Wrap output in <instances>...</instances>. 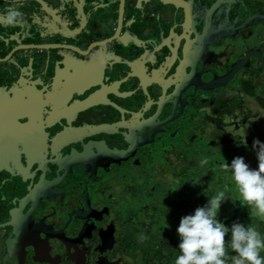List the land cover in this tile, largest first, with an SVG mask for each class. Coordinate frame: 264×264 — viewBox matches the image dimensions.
Returning a JSON list of instances; mask_svg holds the SVG:
<instances>
[{
	"label": "flooded vegetation",
	"instance_id": "flooded-vegetation-1",
	"mask_svg": "<svg viewBox=\"0 0 264 264\" xmlns=\"http://www.w3.org/2000/svg\"><path fill=\"white\" fill-rule=\"evenodd\" d=\"M13 6L43 11L0 24V264H174L181 217L218 192L200 161L232 148L258 165L264 0Z\"/></svg>",
	"mask_w": 264,
	"mask_h": 264
},
{
	"label": "clouds",
	"instance_id": "clouds-1",
	"mask_svg": "<svg viewBox=\"0 0 264 264\" xmlns=\"http://www.w3.org/2000/svg\"><path fill=\"white\" fill-rule=\"evenodd\" d=\"M4 20L8 25L25 23L23 13L15 6L7 9ZM258 168H250L244 157L237 156L231 164L221 165L231 171V178L243 205L254 207L264 216V142L253 141ZM207 164V158L200 161ZM227 187L210 197L207 204L197 207L194 214L181 217L177 233L180 237L179 255L174 264H264V236L254 226L234 222L229 229L217 216L222 202L227 200ZM231 232L230 241L226 240ZM143 234L139 239H146ZM229 249L235 253L230 255Z\"/></svg>",
	"mask_w": 264,
	"mask_h": 264
},
{
	"label": "water",
	"instance_id": "water-1",
	"mask_svg": "<svg viewBox=\"0 0 264 264\" xmlns=\"http://www.w3.org/2000/svg\"><path fill=\"white\" fill-rule=\"evenodd\" d=\"M30 1H32V0H30ZM40 2H41V0H40ZM35 10H38V9L31 7L29 9H27L26 11L21 12V13H23V17L24 18L30 19V23L32 25H35V21H32L33 18H34V16H35V13L36 14H39L40 13L42 15V11H43V10H38V11H35ZM4 15H6V14L3 12V9L0 8V24L7 25L6 21L4 20ZM0 37L5 38L4 36H0ZM9 38H18V37L12 35ZM221 76L222 75H220L218 77L219 78L218 80H222L221 81L222 84H225V83H227V82L230 81V75H228V73L226 74L225 77H221ZM228 115H230V114H227V116H225L224 118L218 117L216 119V124L218 125V122H222V125H219L217 127L218 130H220V131H226V132H221V133L230 135L229 134L230 133V117ZM227 132H229V133H227ZM228 139H230V138H228ZM233 141H236V140H233ZM233 141H230V143L233 142ZM223 143L224 142H218L219 148L222 147ZM210 156L211 157L209 158L210 159L209 160V163H207V164H216L218 166L217 170L219 172V175H217V179L220 180L219 181L220 183L216 186L217 189H220L221 187H223V184H226L227 182L229 183L230 179H232L231 178V171H227V172L224 171L222 169L221 165L224 164V163H228L230 165L233 158H235L237 156H242V157H244L245 162L249 165L250 168H253V169L258 168V165H254L253 162H251V160H249L250 159L249 153L246 152L245 150H243L241 152H238V151H234L232 148H230V152H227V153L219 152V153H217V157H216V155H210ZM204 171L211 172L212 169L211 168H207L206 165H205ZM37 252H38V254L43 253L42 250H38ZM74 258H75V262L77 264H86V262H87V260L85 262V259L78 258L77 256H74ZM95 264H113V263L109 261L108 257H104V258L101 259V261H96Z\"/></svg>",
	"mask_w": 264,
	"mask_h": 264
},
{
	"label": "trees",
	"instance_id": "trees-1",
	"mask_svg": "<svg viewBox=\"0 0 264 264\" xmlns=\"http://www.w3.org/2000/svg\"><path fill=\"white\" fill-rule=\"evenodd\" d=\"M195 187H197V186L191 187V191L189 192L188 196H190V195L192 196V189H194ZM218 191H219V189H218ZM196 193H197V189H196ZM194 195H195V193H194ZM229 201H230V199H229ZM205 204H207V202H205L204 205ZM228 206L225 202H222L221 208H220V210L218 212V216H217V218L221 222H223L226 227H228L230 229L234 222H239L241 224H244L245 226H253V220L251 218H248L247 216H245V210H246L245 206L246 205H243L239 198L235 197V198L231 199ZM240 206H243V207H240ZM253 209L255 210V208H253ZM252 210H251V212L254 213V211H252ZM228 239H231V232H229L226 236V240H228ZM230 255H235V253L230 250Z\"/></svg>",
	"mask_w": 264,
	"mask_h": 264
},
{
	"label": "rangeland",
	"instance_id": "rangeland-1",
	"mask_svg": "<svg viewBox=\"0 0 264 264\" xmlns=\"http://www.w3.org/2000/svg\"><path fill=\"white\" fill-rule=\"evenodd\" d=\"M217 168H218V166L216 165L215 167H214V174H216V176L217 175H219V172H218V170H217ZM193 185H195V186H197L198 184H191V182H187L186 184H185V187L186 186H193ZM200 185V184H199ZM228 185V189L230 190V192H233L234 194L236 193L235 191H233V189H234V183L232 182V183H230V181H229V183L227 184ZM201 186V185H200ZM196 189H197V187H195L194 189H192V196H194V193L196 192ZM221 190H224L222 187L219 189V191H221ZM191 191V188L189 189V190H187L186 189V192H187V194H189V192ZM230 196V195H229ZM228 196V197H229ZM235 198V197H234ZM198 200H200V199H198ZM204 203H205V199H203V205H204ZM229 204H227V206H228ZM199 206V205H198ZM229 207V206H228ZM256 210V209H255ZM254 214L255 215H257V216H260V215H258V213H257V210L256 211H254ZM263 218H264V216H262ZM262 217H259V219H261ZM264 220V219H263Z\"/></svg>",
	"mask_w": 264,
	"mask_h": 264
},
{
	"label": "built area",
	"instance_id": "built-area-1",
	"mask_svg": "<svg viewBox=\"0 0 264 264\" xmlns=\"http://www.w3.org/2000/svg\"><path fill=\"white\" fill-rule=\"evenodd\" d=\"M257 157V156H256Z\"/></svg>",
	"mask_w": 264,
	"mask_h": 264
}]
</instances>
